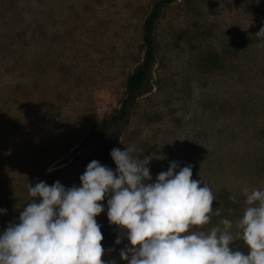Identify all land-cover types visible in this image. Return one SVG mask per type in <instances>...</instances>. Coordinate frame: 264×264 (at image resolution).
Returning <instances> with one entry per match:
<instances>
[{
    "label": "rangeland",
    "instance_id": "obj_1",
    "mask_svg": "<svg viewBox=\"0 0 264 264\" xmlns=\"http://www.w3.org/2000/svg\"><path fill=\"white\" fill-rule=\"evenodd\" d=\"M159 0H0V231L32 200L27 185H80L102 143L91 137L121 108L145 56L144 24ZM264 0H175L154 31L156 61L111 149L134 147L150 173L192 165L213 214L236 222L245 190L264 189ZM111 157V156H110ZM104 166L115 170L112 158ZM51 169V171H49ZM235 195V202L229 197ZM104 212L111 264L129 242ZM219 213L218 215L216 213ZM121 243H115L117 236ZM247 254L241 239L230 245Z\"/></svg>",
    "mask_w": 264,
    "mask_h": 264
},
{
    "label": "clouds",
    "instance_id": "obj_2",
    "mask_svg": "<svg viewBox=\"0 0 264 264\" xmlns=\"http://www.w3.org/2000/svg\"><path fill=\"white\" fill-rule=\"evenodd\" d=\"M256 37L264 38V27ZM134 151L112 148L115 170L90 161L79 186L29 183L32 200L18 221L0 231V264H108L95 219L104 212L106 197L109 223L129 242L119 253L126 264H264V189L245 190L235 234L227 218L220 222L223 228L204 231L215 197L207 183L192 178V165L170 161L153 180L150 159L134 157ZM236 239L248 247L247 254L230 247ZM115 243H121L120 235Z\"/></svg>",
    "mask_w": 264,
    "mask_h": 264
},
{
    "label": "trees",
    "instance_id": "obj_3",
    "mask_svg": "<svg viewBox=\"0 0 264 264\" xmlns=\"http://www.w3.org/2000/svg\"><path fill=\"white\" fill-rule=\"evenodd\" d=\"M174 1L175 0H159L151 9L144 24V59L129 78L128 94L123 100L121 108L105 125L93 130L91 137H94L102 143V149L93 155L89 162L98 160L102 165L110 162V139L119 126L129 122L137 98L141 95L145 85L148 84L151 79V69L156 61V43L154 39L156 23L161 16L162 9Z\"/></svg>",
    "mask_w": 264,
    "mask_h": 264
}]
</instances>
